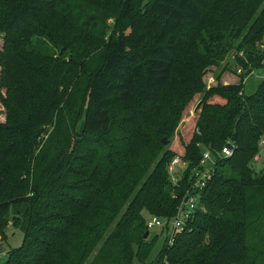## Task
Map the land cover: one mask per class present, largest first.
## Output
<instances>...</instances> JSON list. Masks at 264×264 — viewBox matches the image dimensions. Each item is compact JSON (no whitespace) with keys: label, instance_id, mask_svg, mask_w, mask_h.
I'll return each mask as SVG.
<instances>
[{"label":"trees","instance_id":"1","mask_svg":"<svg viewBox=\"0 0 264 264\" xmlns=\"http://www.w3.org/2000/svg\"><path fill=\"white\" fill-rule=\"evenodd\" d=\"M0 37V235L23 234L3 264H264V79L244 92L264 67V0H0ZM231 53L237 83L225 66L205 89ZM201 148L214 176L154 254L146 220L194 193Z\"/></svg>","mask_w":264,"mask_h":264},{"label":"built area","instance_id":"2","mask_svg":"<svg viewBox=\"0 0 264 264\" xmlns=\"http://www.w3.org/2000/svg\"><path fill=\"white\" fill-rule=\"evenodd\" d=\"M264 49V46H262ZM264 66V60L262 62ZM240 73V72H239ZM263 144V141H260ZM233 147L226 145L218 153L219 158L231 157ZM201 160L197 169L191 172L190 184L194 193L187 194L183 200L177 214L171 219L162 220L156 216H148L145 226L146 231L152 233L159 230V234H165L167 246L170 247L174 243L175 238L186 230V223L195 213L199 205V191H202L214 176L215 157L209 150L201 148ZM257 158V157H256ZM258 159V158H257ZM186 163L179 156H174L167 165V175L173 184L178 182L181 174L184 172Z\"/></svg>","mask_w":264,"mask_h":264},{"label":"rangeland","instance_id":"3","mask_svg":"<svg viewBox=\"0 0 264 264\" xmlns=\"http://www.w3.org/2000/svg\"><path fill=\"white\" fill-rule=\"evenodd\" d=\"M1 47H2V39L0 37V50ZM225 66L228 68V71L224 72V74L221 76L220 83L224 85L237 83V75H239L240 70L238 69L235 59L233 58V55L231 53L225 58L224 61L220 63V66L218 68H211L207 71L204 78V82L206 85L205 89H209L210 87H214L217 85L216 84L217 82L215 81V77L218 74H220L222 68ZM262 79H264V67L257 70L253 75L249 76L245 80L244 92L246 94H252ZM197 98L194 97V99L191 102V105H189V107L186 109L183 119L180 123L179 131L182 130L181 127L183 126V124L187 123V119L191 117L193 114H196L197 104H198ZM3 120H4V111L0 104V122H3ZM262 141L263 144L259 145V154L257 156L258 159L255 158L254 161L251 163V168L256 173L260 172L264 168V136L262 138ZM3 233L4 236L0 235V244L3 245L5 252L3 254H0V264H3L6 261L7 259L6 253L9 250L18 248L21 245L23 239V234L19 230L15 229L10 222H8V224L4 228ZM152 234L153 235H151V237L152 236L158 237L157 245L153 250L154 254H156L159 251L160 246L164 242L165 234L164 232L163 234H159V230L152 232Z\"/></svg>","mask_w":264,"mask_h":264},{"label":"water","instance_id":"4","mask_svg":"<svg viewBox=\"0 0 264 264\" xmlns=\"http://www.w3.org/2000/svg\"><path fill=\"white\" fill-rule=\"evenodd\" d=\"M161 143L164 144V145H167L168 144V141H166L164 138L161 140ZM149 235V232L146 231L143 238L145 239L146 237H148ZM5 252V249L3 248V245L0 244V254H3Z\"/></svg>","mask_w":264,"mask_h":264}]
</instances>
